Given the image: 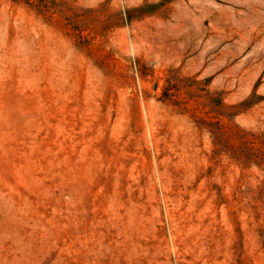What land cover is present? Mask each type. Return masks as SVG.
<instances>
[{
    "label": "rangeland",
    "instance_id": "1",
    "mask_svg": "<svg viewBox=\"0 0 264 264\" xmlns=\"http://www.w3.org/2000/svg\"><path fill=\"white\" fill-rule=\"evenodd\" d=\"M0 264H264V0H0Z\"/></svg>",
    "mask_w": 264,
    "mask_h": 264
}]
</instances>
